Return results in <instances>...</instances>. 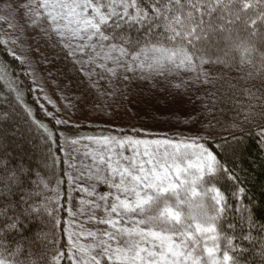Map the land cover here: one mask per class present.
I'll return each mask as SVG.
<instances>
[{
	"label": "snow or ice",
	"instance_id": "snow-or-ice-1",
	"mask_svg": "<svg viewBox=\"0 0 264 264\" xmlns=\"http://www.w3.org/2000/svg\"><path fill=\"white\" fill-rule=\"evenodd\" d=\"M0 4L49 39L55 38L80 63L93 87L98 84L92 81L94 74L119 77L123 69L128 90H120L121 96L134 97L133 87L147 88L168 109L161 115L195 133L154 140L90 138L98 148L91 154L92 163L84 166L87 173H81L90 181V190H78L95 197L88 202V219L96 227L87 232L92 239L87 245L69 235L72 264H241L238 255L243 251L237 254L233 241L254 240L257 225L246 207L234 209L217 186L230 173L225 166L229 142L223 140L210 150L214 125L209 121L204 129L197 127L202 121L194 107L186 106L192 101L190 88L215 87L223 80L212 74L216 69L247 66L256 76L264 72V0H0ZM0 20L7 22L5 17ZM128 72L133 73L131 78ZM247 75L253 77V72ZM173 76L179 82L169 79ZM137 81L151 83L134 84ZM250 115L251 109L245 120ZM258 115L264 116V111ZM230 127L239 129L236 123ZM22 175L19 169L0 180V264H46L48 258L37 250L36 240H47V233L15 241L14 247L7 243L10 234H20L25 222L39 217L41 210L52 215L47 205L21 208L11 200L3 202L22 184ZM99 186L107 191L100 193ZM243 195L244 189L237 188L231 198ZM85 203L81 200V205ZM69 215L74 213L69 210ZM232 220H243L248 234L244 224L237 234ZM260 255L264 264V244ZM63 256L58 253L56 264Z\"/></svg>",
	"mask_w": 264,
	"mask_h": 264
},
{
	"label": "trees",
	"instance_id": "trees-1",
	"mask_svg": "<svg viewBox=\"0 0 264 264\" xmlns=\"http://www.w3.org/2000/svg\"><path fill=\"white\" fill-rule=\"evenodd\" d=\"M40 35L43 36L40 28L27 25L24 38L33 46L40 68L47 67L64 82L72 97L64 99L53 93L58 98L57 114L47 113L40 105L39 92L24 63L4 45L0 30V180L23 169L22 184L3 202L6 204L11 200L14 205L19 203L21 208L47 205L52 212L49 216L41 210L39 217L25 222L20 234H10L7 243L14 247L15 241H31L38 234L47 233V240H36L37 250L48 258L46 264H56L59 252L64 253L59 264H72L68 258L71 249L69 210L77 206L80 191L71 178V158L65 145L69 137L113 131L109 122L114 118L115 103L113 100H109L108 105L103 102L100 91L81 71L80 63L66 54L67 50L57 44L55 38L43 40L39 39ZM250 71L253 77H248ZM212 74L222 75L223 80L214 87L215 104L210 121L214 125L215 143L208 146L215 150L223 140L229 142L226 162H222L230 173L224 175L217 186L229 197L234 209L242 204L252 214L257 225L252 230L254 240H234L233 243L238 246L237 254L243 251V255H238L241 264H260V248L264 244V231L260 230L264 225V145L261 136L264 116L258 114L264 111V72L256 76L255 69L245 66L242 70L224 68L217 75L214 71ZM248 89L255 95L250 96ZM250 109L254 115L245 120ZM58 120L64 123L58 124ZM233 123L239 125L238 130L230 127ZM237 188L244 189V195L232 199L231 194ZM26 198L27 204L23 203ZM236 215L239 217L241 213L237 211ZM232 222L236 223L237 234L241 224H244V234H248L243 220Z\"/></svg>",
	"mask_w": 264,
	"mask_h": 264
},
{
	"label": "rangeland",
	"instance_id": "rangeland-1",
	"mask_svg": "<svg viewBox=\"0 0 264 264\" xmlns=\"http://www.w3.org/2000/svg\"><path fill=\"white\" fill-rule=\"evenodd\" d=\"M8 2L15 3V0H8ZM5 8L6 4H0V17H5L7 20V22L0 20V30L4 45L10 49L11 53L18 55L24 63V68L28 71L33 86L38 89H36V91L39 92L38 98L40 105L47 113L56 115V99L58 98H55L53 93L59 95L61 98L68 99V97H72L71 92L66 84L58 80L47 67L40 68L36 60L33 46L24 38L26 36V27L29 25L26 19L22 15H17L15 12L10 14L4 10ZM46 38L47 36L44 34L43 36H39V39L44 40ZM220 70L221 69L214 70L215 75H217ZM119 71L121 73L119 79H117L118 77L109 78L106 73V78L103 81L99 75L97 76L94 74L92 76V81H98L96 87L100 91V97L104 100L103 102L108 105L109 100H113L115 103L113 107L115 111V113H113L114 118L109 122V126L113 127L114 130L97 135L69 137L65 145L66 153L69 155V159L71 158V178L77 188H89L90 181L87 179L86 175L81 177V173H87V168L84 166L92 163L91 154L98 148L90 138L116 136L120 138L129 137L134 139L154 140L163 137L180 138L195 135V133L189 131L186 126H176L175 120L170 116L161 115V113L166 112L168 109L165 107L163 100H158L147 88L133 87L132 90L135 92L134 97L121 96L120 90L127 91L128 89L127 81L123 80V69ZM96 72L99 73L102 72V70L96 69ZM126 74L130 78L133 75L131 72ZM136 75L138 76L140 73L137 71ZM188 77L189 74H184V79H188ZM158 79L162 80L163 78ZM169 79L179 82V77L173 76L169 77ZM135 83L147 84L151 82L137 81L134 82V84ZM197 88L200 90L197 91ZM114 89L116 90L115 95L112 94ZM153 91H155V89ZM190 91L192 94V101L186 107L189 110L193 107L195 108L196 111L194 114L198 115L199 119L202 121L197 127L203 129V126L212 118L215 98L211 97L210 93H216V89L214 91L212 85H197L190 88ZM221 92L220 90V99L222 98ZM169 120L172 122L169 123ZM261 136L264 145V135L261 134ZM72 141H77V143H72ZM98 191L103 193L106 192L107 189L104 186H99ZM81 200H84L86 203L81 205ZM94 200L95 197H90L86 192L80 191L77 206L70 210L74 215H69L68 228L74 242L78 241L85 245L92 243V239L87 236V232L89 230H94L96 225L88 219V209L90 207L88 202ZM242 206V204H239L237 209H240ZM81 209H83V211H81ZM97 215H99V213H97ZM102 264H106V262H102Z\"/></svg>",
	"mask_w": 264,
	"mask_h": 264
}]
</instances>
